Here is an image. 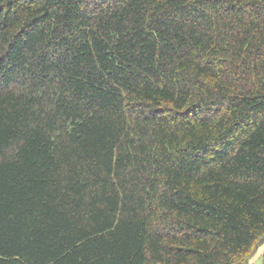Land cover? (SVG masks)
Here are the masks:
<instances>
[{
  "label": "trees",
  "instance_id": "16d2710c",
  "mask_svg": "<svg viewBox=\"0 0 264 264\" xmlns=\"http://www.w3.org/2000/svg\"><path fill=\"white\" fill-rule=\"evenodd\" d=\"M260 248L264 0H0V264Z\"/></svg>",
  "mask_w": 264,
  "mask_h": 264
},
{
  "label": "rangeland",
  "instance_id": "374dc122",
  "mask_svg": "<svg viewBox=\"0 0 264 264\" xmlns=\"http://www.w3.org/2000/svg\"><path fill=\"white\" fill-rule=\"evenodd\" d=\"M250 264H264V248H260V250L250 260Z\"/></svg>",
  "mask_w": 264,
  "mask_h": 264
}]
</instances>
